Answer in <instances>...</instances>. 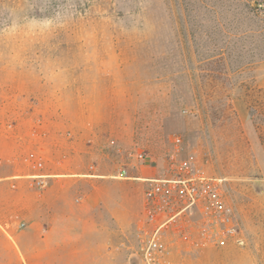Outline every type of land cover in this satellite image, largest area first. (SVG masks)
Instances as JSON below:
<instances>
[{
    "label": "rangeland",
    "instance_id": "obj_1",
    "mask_svg": "<svg viewBox=\"0 0 264 264\" xmlns=\"http://www.w3.org/2000/svg\"><path fill=\"white\" fill-rule=\"evenodd\" d=\"M0 147V264H141L147 179L182 176L238 234L196 211L168 264H264V0H0Z\"/></svg>",
    "mask_w": 264,
    "mask_h": 264
},
{
    "label": "built area",
    "instance_id": "obj_2",
    "mask_svg": "<svg viewBox=\"0 0 264 264\" xmlns=\"http://www.w3.org/2000/svg\"><path fill=\"white\" fill-rule=\"evenodd\" d=\"M147 181L140 228L147 237L141 241V264H168L174 248L189 239L184 221L196 211L203 217L199 229L205 242L219 245L237 236L235 210L223 196L220 179L182 176Z\"/></svg>",
    "mask_w": 264,
    "mask_h": 264
},
{
    "label": "crops",
    "instance_id": "obj_3",
    "mask_svg": "<svg viewBox=\"0 0 264 264\" xmlns=\"http://www.w3.org/2000/svg\"><path fill=\"white\" fill-rule=\"evenodd\" d=\"M5 147H6V145H5ZM6 149H7V152H6L7 161L10 162V164H12L15 168L20 166L21 169L23 170L24 155H23V151H22V145H7V147L4 148V150H6ZM0 150H3L2 147H0ZM42 155H43V153H42ZM23 171H25L24 176L35 177V176L47 175V174H44L43 172H40L39 170L33 171L31 169H28L27 167ZM15 177L16 176L14 175V176H8L5 178H0V179L4 180V181H14ZM92 186H93V190L84 199L85 203L87 204V208L90 211L96 209L98 206V194H97L98 191L96 188L95 181H92Z\"/></svg>",
    "mask_w": 264,
    "mask_h": 264
}]
</instances>
